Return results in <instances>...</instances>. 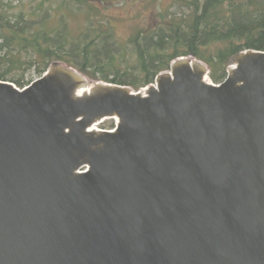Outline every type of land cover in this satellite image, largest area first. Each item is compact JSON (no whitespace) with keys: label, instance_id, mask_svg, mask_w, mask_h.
Here are the masks:
<instances>
[{"label":"water","instance_id":"95a60500","mask_svg":"<svg viewBox=\"0 0 264 264\" xmlns=\"http://www.w3.org/2000/svg\"><path fill=\"white\" fill-rule=\"evenodd\" d=\"M210 73L0 80V264H264V51Z\"/></svg>","mask_w":264,"mask_h":264},{"label":"trees","instance_id":"16d2710c","mask_svg":"<svg viewBox=\"0 0 264 264\" xmlns=\"http://www.w3.org/2000/svg\"><path fill=\"white\" fill-rule=\"evenodd\" d=\"M5 1L8 0H0V67L5 66L0 70V80L15 83L19 88L30 85L24 77L10 78L20 66L31 69L39 65L43 75L50 66L62 63L83 72L91 66L102 73L108 68L116 77L106 79L107 82L140 90L154 83L180 56L205 61L211 68L210 78L220 84L242 51H264V0H187L188 9L183 15L171 14L152 32L138 34L133 40L137 64L125 70L118 68L116 57L109 56L110 28L101 29L96 39L89 41L88 35L71 39L66 24L56 31L46 26L50 16L44 9L46 4L88 5L89 15L97 17L105 16L103 9L113 4L106 0H42L36 9L21 12L13 20ZM38 14L41 22H37ZM23 54L30 56L28 61H22Z\"/></svg>","mask_w":264,"mask_h":264},{"label":"rangeland","instance_id":"374dc122","mask_svg":"<svg viewBox=\"0 0 264 264\" xmlns=\"http://www.w3.org/2000/svg\"><path fill=\"white\" fill-rule=\"evenodd\" d=\"M42 0H8L7 10L11 19L15 20L21 12L29 13L41 3ZM90 1V0H89ZM112 6H106L103 9L105 16L89 15L90 7L80 4H71L68 7L61 6L60 3L46 4L44 9L47 10L49 20L46 26L49 30L56 31L62 29L65 25L66 33L71 39H77L81 36L84 39L88 35L89 41L99 34L101 29L110 28L111 36L107 42L110 43L109 56L116 57V65L119 69L125 70L135 67L137 64V49L133 46V40L139 33H150L161 24H164L169 15L176 14L178 16L187 12V0H106ZM108 3V4H109ZM42 17H37V22H41ZM108 18V21L105 19ZM103 19V20H102ZM38 29V26L35 28ZM97 33V34H96ZM88 41V40H87ZM5 52H3L4 54ZM22 61H28L30 56L23 54ZM28 66H20L14 70L10 78L18 79L24 77L26 83L42 77L39 65L27 69ZM5 66L0 67L4 70ZM105 72H96L94 66L87 67L83 72L92 83L96 81H106V79H114L116 76L112 70L104 69ZM228 76V73H227ZM134 77V76H133ZM227 78V77H226ZM214 83V82H213ZM116 120H105L98 125L99 129L112 130L116 127ZM112 125L114 127L112 128Z\"/></svg>","mask_w":264,"mask_h":264}]
</instances>
